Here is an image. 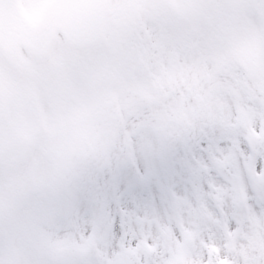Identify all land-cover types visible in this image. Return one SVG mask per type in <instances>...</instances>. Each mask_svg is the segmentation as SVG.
<instances>
[{
  "label": "rangeland",
  "instance_id": "obj_1",
  "mask_svg": "<svg viewBox=\"0 0 264 264\" xmlns=\"http://www.w3.org/2000/svg\"><path fill=\"white\" fill-rule=\"evenodd\" d=\"M22 8L34 19L39 4ZM263 8L264 0H112L107 41L92 55L97 69L106 65L107 97L106 112L91 114L89 157L82 160L84 149L75 143L74 156L60 162L50 148H36L42 141L55 145L52 135L33 134L21 164L0 166V204L8 216L22 214L17 229L33 226L26 232L37 251L55 255L58 248L57 264H208L213 249L220 264H264V237L256 235L260 246L251 243L256 226L247 222L251 210H264L249 205L245 190V203H236L227 184L196 197L175 192L167 219L128 213L125 235L115 242L108 231H85L80 211V194L97 171L125 167L200 133L222 130L264 144ZM233 26L247 30V42H235ZM82 72L75 70L80 91L87 86ZM18 120V126L25 121ZM112 126L118 131L111 146ZM5 135L0 126V141ZM101 142L117 159L102 163Z\"/></svg>",
  "mask_w": 264,
  "mask_h": 264
},
{
  "label": "snow or ice",
  "instance_id": "obj_2",
  "mask_svg": "<svg viewBox=\"0 0 264 264\" xmlns=\"http://www.w3.org/2000/svg\"><path fill=\"white\" fill-rule=\"evenodd\" d=\"M221 184L242 185L249 205L264 210V144L214 130L97 171L80 194L85 231H108L115 242L125 235L128 213L167 219L175 192L196 197Z\"/></svg>",
  "mask_w": 264,
  "mask_h": 264
},
{
  "label": "flooded vegetation",
  "instance_id": "obj_3",
  "mask_svg": "<svg viewBox=\"0 0 264 264\" xmlns=\"http://www.w3.org/2000/svg\"><path fill=\"white\" fill-rule=\"evenodd\" d=\"M22 73V70H16L12 75L10 72H0V109H4V114H67V122L59 124L58 128L65 129L67 126L69 130L74 131V116L77 113L74 101L69 95H65L61 89L59 97L54 99L58 101L59 106L49 112L44 106L42 96L38 98L39 96L32 92L29 86L25 88L23 83L17 80L10 81L12 77L21 78ZM41 129L43 130L42 126Z\"/></svg>",
  "mask_w": 264,
  "mask_h": 264
},
{
  "label": "water",
  "instance_id": "obj_4",
  "mask_svg": "<svg viewBox=\"0 0 264 264\" xmlns=\"http://www.w3.org/2000/svg\"><path fill=\"white\" fill-rule=\"evenodd\" d=\"M56 2L57 0H51L48 2L44 12V16L41 18L37 25L31 26L28 23H24L22 26L27 30H18L20 34H23L22 40L27 46L45 47L52 37L54 31L57 28H61V22L58 19L57 13L54 9ZM3 4V6H0V39L2 41V44L4 45L3 41L8 39L7 35L10 32V28H3L2 22L7 21L10 17L14 18L15 13H17V8L13 0H8L7 5L5 2H3ZM90 33L93 34L92 36L95 35L93 31H91ZM71 39L72 43L75 44L74 37H71Z\"/></svg>",
  "mask_w": 264,
  "mask_h": 264
}]
</instances>
